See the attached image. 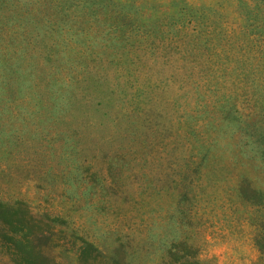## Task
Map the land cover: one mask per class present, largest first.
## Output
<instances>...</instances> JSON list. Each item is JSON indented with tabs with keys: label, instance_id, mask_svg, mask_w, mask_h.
<instances>
[{
	"label": "rangeland",
	"instance_id": "1",
	"mask_svg": "<svg viewBox=\"0 0 264 264\" xmlns=\"http://www.w3.org/2000/svg\"><path fill=\"white\" fill-rule=\"evenodd\" d=\"M1 229L0 264H264V0H0Z\"/></svg>",
	"mask_w": 264,
	"mask_h": 264
},
{
	"label": "trees",
	"instance_id": "2",
	"mask_svg": "<svg viewBox=\"0 0 264 264\" xmlns=\"http://www.w3.org/2000/svg\"><path fill=\"white\" fill-rule=\"evenodd\" d=\"M21 225H22V223H21ZM23 229H24L23 227H20L18 229V232H21ZM2 232H3V230L1 229L0 233H2ZM46 233H47V231L41 230L40 232L35 234L33 237H38V238H40L39 240H46ZM27 242L18 243V246L20 247V249L22 251V256H25V258L22 259V262H25V264H39V263H41L42 260L38 262L37 257L33 253L35 250V247H30L31 244H27ZM42 264H44V263H42Z\"/></svg>",
	"mask_w": 264,
	"mask_h": 264
}]
</instances>
